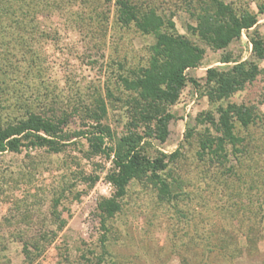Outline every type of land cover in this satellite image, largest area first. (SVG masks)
Segmentation results:
<instances>
[{"label":"rangeland","instance_id":"obj_1","mask_svg":"<svg viewBox=\"0 0 264 264\" xmlns=\"http://www.w3.org/2000/svg\"><path fill=\"white\" fill-rule=\"evenodd\" d=\"M132 1L155 7L171 19L178 35L204 50L200 65L186 70L200 86L207 69L229 66L220 62L223 56L254 59L249 33L256 31L264 41L259 10L264 0H223L256 14L258 23L217 51L190 35L196 0ZM26 6L37 14L0 17V121L65 110L71 113V129H87L84 110L101 99L106 105L102 123L116 137L124 133L127 102L139 98L124 88L121 77L132 79L147 67L153 37L121 26L114 0H61L48 9L27 1ZM16 21H24L25 30L16 29ZM258 67L255 80L228 101L259 114L246 128L235 124L238 155L228 145L225 160L201 157L207 130L213 137L219 134L197 123L214 107L192 84L169 107L168 137L162 144L152 140L149 153L177 152L165 173L178 197L171 203L158 197L152 182L134 180L121 210L102 219L97 205L113 194L106 180L111 162L101 155L86 158L83 139L59 153L30 149L0 155V264H264V60ZM214 118L218 123L219 115ZM33 244L44 250L31 248L26 258L23 250Z\"/></svg>","mask_w":264,"mask_h":264},{"label":"trees","instance_id":"obj_2","mask_svg":"<svg viewBox=\"0 0 264 264\" xmlns=\"http://www.w3.org/2000/svg\"><path fill=\"white\" fill-rule=\"evenodd\" d=\"M27 1L38 2L42 8H52V3L61 2ZM27 1L0 0V17L9 20L19 12L25 18L28 12L35 16L37 9H34L35 12L29 11ZM104 1L110 3L112 0ZM114 2L121 26H134L143 35L152 36L155 41L150 50L147 67L133 73L132 79L121 77L124 88L136 92L139 98L127 102L130 111L124 133L116 137L109 126L102 123L106 116V105L101 99H95L93 104L84 110L82 126L87 129H71V113L65 110L50 117L29 112L23 118L12 122L0 121V155L19 154L22 150L30 149L59 153L68 145L75 144L73 140L83 139L87 144V151L84 153L86 158L101 155L110 160L111 169L106 175V180L111 185L113 194L111 198L102 199L97 205L102 219L111 218L121 210V200L126 195L128 185L134 180L145 178L152 182L158 197L167 203L178 198L171 193V182L167 181L165 176L168 165L177 152L172 155L160 152L150 155L149 147L152 140L160 144L165 142L169 133L168 124L173 119L169 107L179 100L188 83L201 92V96L207 99L215 111L205 112L197 118V123L208 124L219 134L213 137L207 130L204 141L200 143L201 157L225 160V148L228 145L232 152L238 155L240 150L237 147L241 139L235 135V124L246 128L255 123L259 114H256L254 108L238 106L228 101L255 80L259 74L258 61L264 60V41L253 31L248 34V40L254 59L237 61L230 55H225L220 62L229 66L207 69L204 84L200 86L195 80L187 77L186 70L200 65L204 55L203 49L188 37L178 35L171 19L163 16L155 7L137 5L132 0ZM194 4L191 6L195 12L196 26L189 28L190 35L214 51L225 50L241 37L243 30L248 32L258 23L256 14L245 9H236L233 4H227L223 0H196ZM259 8L260 12L264 13V7ZM31 21L34 20L31 18ZM24 27V21H16V29L23 31ZM215 114L219 115L218 123L215 122ZM85 120L91 123H85ZM96 180L97 177L90 179V184H94ZM57 203L58 201L55 205ZM30 249L40 252L44 247L40 248L36 244L26 245L23 250L26 258L31 257ZM100 262L102 261L97 260L90 264H102Z\"/></svg>","mask_w":264,"mask_h":264}]
</instances>
